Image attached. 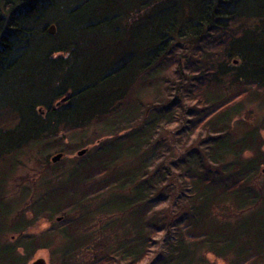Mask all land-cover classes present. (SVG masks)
<instances>
[{
    "label": "trees",
    "instance_id": "16d2710c",
    "mask_svg": "<svg viewBox=\"0 0 264 264\" xmlns=\"http://www.w3.org/2000/svg\"><path fill=\"white\" fill-rule=\"evenodd\" d=\"M255 99L264 0H0V264H264Z\"/></svg>",
    "mask_w": 264,
    "mask_h": 264
},
{
    "label": "rangeland",
    "instance_id": "374dc122",
    "mask_svg": "<svg viewBox=\"0 0 264 264\" xmlns=\"http://www.w3.org/2000/svg\"><path fill=\"white\" fill-rule=\"evenodd\" d=\"M156 86H158V85H156ZM165 86L167 87V85H165ZM155 88H158V89L161 88L160 89L161 90V94H164L163 90H167V89H165L164 86H161L160 88L158 86V87H155ZM155 98H157V101L161 100V98H163V95L158 96V94L156 92H150V94H148V96L145 97L146 100H151V99L155 100ZM255 100L256 101L248 103L244 107V109L241 111V115H237V117L235 119L236 121H234V123L235 122L236 123H235V126L233 127L232 136H233V139L240 140V142H243L245 144H248V145L250 143L252 145L256 144V146L261 147L260 149L263 150V152H264V146L262 148L261 144H259V142L262 141V140L264 142V131L260 130V134L258 136H256V137H253L254 139H252V137H251V134H253V126L261 125V124L264 123L263 122V120H264V103L263 102L264 101H261L260 99H255ZM172 126H173V128H175L174 125H172ZM205 133H206L205 129H200V128L196 129V131L194 133H192L191 139H194L197 136L204 135ZM259 139H260V141H259ZM63 143H64L63 144L64 147L65 148L67 147V149H69L71 151V155H73V156L76 154L77 150H79V148H76V147L74 148V145L70 143L69 139H66ZM33 152H35V151H33ZM55 153H56V149H53V148L49 149L48 151H45L44 153H42L40 155H39V153L38 154H36V153L34 154L33 153L32 156H33L35 161H32L33 163L32 162L28 163V161H27V165L23 169L24 170H26V169H30V170L35 169V170H37V169H39V166H38V163L36 162V160H41L45 155L51 157ZM83 155H84V153L82 155H78V156H83ZM243 155H244V157H248L250 155V152L246 151V153H244ZM68 156H70V155H68ZM56 162H59V161H56ZM56 162H52V163H54V165H55ZM64 166L65 167L66 166H70V164L67 163V164H64ZM263 168H264V163L259 166L260 171ZM62 170H64V169H62ZM262 173H264V172H262ZM9 196H10V193H6V197L5 198L7 199ZM22 198L23 197L17 196L15 199H17L20 202V199H22ZM15 199L13 201H16ZM17 207L18 206H16V208ZM59 219H57V220L59 221ZM47 226H48V222L46 220H40V221H38L35 224V226L30 228L29 230L31 232H33V233L35 232V234H37L41 230H44ZM237 228L238 227L236 225H234L233 228H232V231H234V232L237 231L238 230ZM36 257L45 258L47 264H49V260H50V258H52L51 251L50 250H46V249H38L33 254L31 259L27 262V264L31 260L36 258ZM206 258L211 264H230L229 263L230 257L222 258V257L215 256V255H213L211 253H208L206 255Z\"/></svg>",
    "mask_w": 264,
    "mask_h": 264
},
{
    "label": "water",
    "instance_id": "95a60500",
    "mask_svg": "<svg viewBox=\"0 0 264 264\" xmlns=\"http://www.w3.org/2000/svg\"><path fill=\"white\" fill-rule=\"evenodd\" d=\"M48 31L50 33L54 32V26L52 24L49 25ZM65 99H66V97H63L59 101H57L55 104L57 105L59 102L65 100ZM85 150H86L85 148L79 149V150H77L76 154L82 155L83 153H85ZM61 156H62L61 152H56L55 154H53L50 157V160H51V162H56L61 158ZM261 171L264 172V168ZM57 219H59V218H57ZM28 264H47V262H46L45 258H43V257H36L33 260H31Z\"/></svg>",
    "mask_w": 264,
    "mask_h": 264
}]
</instances>
